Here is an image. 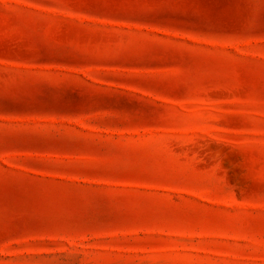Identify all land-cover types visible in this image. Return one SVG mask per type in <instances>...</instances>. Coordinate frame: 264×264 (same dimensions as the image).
<instances>
[{"label": "rangeland", "instance_id": "rangeland-1", "mask_svg": "<svg viewBox=\"0 0 264 264\" xmlns=\"http://www.w3.org/2000/svg\"><path fill=\"white\" fill-rule=\"evenodd\" d=\"M0 264H264V0H0Z\"/></svg>", "mask_w": 264, "mask_h": 264}]
</instances>
